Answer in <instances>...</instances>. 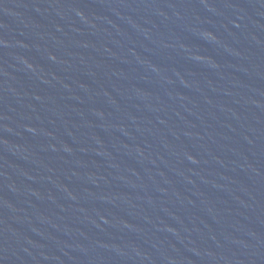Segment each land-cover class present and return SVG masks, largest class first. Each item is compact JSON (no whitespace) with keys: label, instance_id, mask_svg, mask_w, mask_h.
I'll use <instances>...</instances> for the list:
<instances>
[{"label":"water","instance_id":"95a60500","mask_svg":"<svg viewBox=\"0 0 264 264\" xmlns=\"http://www.w3.org/2000/svg\"><path fill=\"white\" fill-rule=\"evenodd\" d=\"M0 264H264V0H0Z\"/></svg>","mask_w":264,"mask_h":264}]
</instances>
